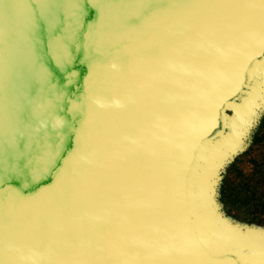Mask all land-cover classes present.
Here are the masks:
<instances>
[{
    "label": "water",
    "instance_id": "1",
    "mask_svg": "<svg viewBox=\"0 0 264 264\" xmlns=\"http://www.w3.org/2000/svg\"><path fill=\"white\" fill-rule=\"evenodd\" d=\"M33 8L0 0V264H245L190 205L264 63V0Z\"/></svg>",
    "mask_w": 264,
    "mask_h": 264
},
{
    "label": "rangeland",
    "instance_id": "2",
    "mask_svg": "<svg viewBox=\"0 0 264 264\" xmlns=\"http://www.w3.org/2000/svg\"><path fill=\"white\" fill-rule=\"evenodd\" d=\"M254 79L244 97L227 109L226 135L212 143L201 162L194 185V208L218 249H240L245 264H264V64ZM220 172L230 180L234 195L249 182L257 196L248 201L244 194L235 195L233 203L228 200L227 204L218 193L212 202L219 207L214 206L213 211L207 193H213ZM228 207L233 210L230 215ZM218 219L228 221L231 229L246 236H237V242H232L235 234H225L216 224Z\"/></svg>",
    "mask_w": 264,
    "mask_h": 264
},
{
    "label": "trees",
    "instance_id": "3",
    "mask_svg": "<svg viewBox=\"0 0 264 264\" xmlns=\"http://www.w3.org/2000/svg\"><path fill=\"white\" fill-rule=\"evenodd\" d=\"M258 138V137H257ZM259 139H262V137H260ZM256 144H257V139H256ZM229 179L226 178H222L220 184H219V188H218V193H220L221 197H222V201L228 204V200L231 202L233 200V196H240L241 194H244L246 197V200L248 199V201H251L252 198L257 196V193L255 191H252V187H250V183L248 182L245 186L246 188L240 189L238 191V194H233V189L229 183ZM241 197V196H240ZM251 198V199H250ZM233 203V201H232ZM231 210L229 207L227 209V213L230 215Z\"/></svg>",
    "mask_w": 264,
    "mask_h": 264
},
{
    "label": "snow or ice",
    "instance_id": "4",
    "mask_svg": "<svg viewBox=\"0 0 264 264\" xmlns=\"http://www.w3.org/2000/svg\"><path fill=\"white\" fill-rule=\"evenodd\" d=\"M30 2L34 3V8H33V12H34V23L36 26L39 25V23L43 22V18H44V13L41 10V6L45 3H51L52 0H30ZM61 29V23H57L54 27V31L56 30H60Z\"/></svg>",
    "mask_w": 264,
    "mask_h": 264
},
{
    "label": "bare ground",
    "instance_id": "5",
    "mask_svg": "<svg viewBox=\"0 0 264 264\" xmlns=\"http://www.w3.org/2000/svg\"><path fill=\"white\" fill-rule=\"evenodd\" d=\"M262 64H264V63H262ZM250 89V88H249ZM242 97H244V96H242ZM240 101V100H239ZM238 101V102H239ZM190 207H191V210L192 211H194L195 213H196V210H195V208H194V190H193V196H192V204L190 205ZM198 213V212H197ZM200 218H199V215H197V218H196V224H197V226L200 228V235H201V237L202 238H205L206 239V241L208 242V245H209V248H210V250H212V251H215L216 249H218V247H217V243H215V242H213V241H210L209 240V237L207 236V232H206V230L203 228V226H201V224H200V220H199Z\"/></svg>",
    "mask_w": 264,
    "mask_h": 264
}]
</instances>
